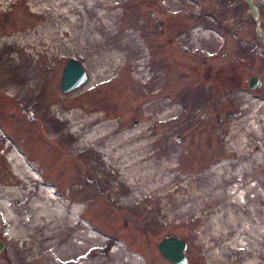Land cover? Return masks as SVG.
I'll list each match as a JSON object with an SVG mask.
<instances>
[{
	"label": "rangeland",
	"instance_id": "rangeland-1",
	"mask_svg": "<svg viewBox=\"0 0 264 264\" xmlns=\"http://www.w3.org/2000/svg\"><path fill=\"white\" fill-rule=\"evenodd\" d=\"M32 1L7 0L0 4V39L33 31L44 23L46 14L57 12L50 0H44L39 11L33 9ZM117 1L113 9L115 22L109 27H113L118 42L127 43L131 36L139 48L134 56L124 52L108 77L98 76L92 81L96 68L92 40H86L84 47L60 49L57 41L38 37L21 48L24 53L29 52L27 57L21 51L0 46V88L5 92L0 94V127L12 141L0 132V186L13 177L4 156L16 144L37 168L43 182L51 183L67 201L82 202L80 219H86L104 234L97 242L101 264H173L158 248V243L167 237L185 242L186 264H214L210 254L218 247L224 249L222 258L229 257L226 245L237 236L244 243L264 249V235L259 233L264 230L262 213L254 216L253 223L244 219V224L253 228L249 235H238L239 225L225 226V234L223 227H219L228 222L224 207L236 210L234 203L239 201L245 208H251L264 197V94L246 85L248 77L256 75L264 88V48L257 45L262 32L258 31L247 3L244 0ZM253 3L260 18L259 27L264 32V0ZM84 9L87 12L90 8ZM100 11L105 12L106 8ZM173 14L171 24L179 28V22L187 27L185 33L176 37V43L185 46L184 53L176 43L172 44V39L171 44L162 45L152 19ZM61 18L62 15L57 17ZM196 28L201 33L197 32V36L193 35ZM58 36L61 40L66 38L61 33ZM235 45L241 47L242 53L231 52ZM245 55L247 58L243 59ZM11 57L20 62L12 68L3 67ZM71 58L83 65L87 81L62 92V67ZM140 58L146 60L143 67L153 75L148 82L139 81ZM22 71L33 73L31 81H26L34 85L28 98L27 91L18 90L11 95L4 85L5 76L21 75ZM88 82L89 86L84 88ZM154 90H158V95L152 94ZM157 98L169 103L176 112L161 116L165 107L161 111L152 110L148 104ZM74 110L80 111L79 119L84 125L86 116L97 113L123 126L144 120L150 139L159 137L151 151L159 149L170 155L172 150L174 167L167 171L171 180L165 189L133 198L119 180L112 178L111 172L120 173L119 169L112 165L106 171L99 157L110 160L112 157L98 153L96 142L90 143V147L78 146L73 135L63 132V124H53L54 117ZM239 139L244 140L243 145ZM218 163L221 164L213 169ZM30 183L27 188L39 186L37 180ZM168 191L170 194L164 196ZM158 195L164 198L155 199ZM228 201L232 205L227 206ZM181 207L183 214L169 215L170 208ZM243 211H238L239 217L246 216ZM45 219L54 220L48 216ZM86 227L81 221L72 227L68 232L71 240L78 242V232ZM24 237L21 233H6L5 222L0 219L3 243L0 264L79 263L66 260V251L61 255L50 250L40 254L27 251L28 241H23ZM237 256L239 252L231 254Z\"/></svg>",
	"mask_w": 264,
	"mask_h": 264
},
{
	"label": "bare ground",
	"instance_id": "bare-ground-1",
	"mask_svg": "<svg viewBox=\"0 0 264 264\" xmlns=\"http://www.w3.org/2000/svg\"><path fill=\"white\" fill-rule=\"evenodd\" d=\"M5 1L7 0H0V4ZM50 1L57 12L46 14L47 17L44 23L38 25L33 31L24 34L19 33V35L11 38H1L0 46L23 52L21 48L27 45V42L32 44V40L38 37L48 42L57 41V47L60 49H69L74 46L84 47L83 43L86 40H92L96 52V55L93 54L95 55L93 62L96 64V68L92 72L93 82L98 76L108 77L114 67L117 66L119 58H121L124 52L131 53L134 56V53L138 50L139 43L136 39H130L132 38L130 36L127 43L125 41L120 43L116 39V33L112 31L113 27H109L115 22L114 17L116 13L113 9L118 2L117 0ZM32 2L35 11L41 10L45 4L44 0H33ZM85 6L88 9L90 8L89 10L92 12H89V10L86 12L84 9ZM100 8H106V11H100ZM60 15H62V18L57 19ZM93 15L95 16L94 19ZM96 19H98L97 23ZM259 24L260 22L257 24L258 31L264 34ZM103 28L106 30H103ZM197 32L199 33V29H193V35L197 36ZM59 33L66 36V38L64 37L65 39L61 40L58 36ZM261 39L260 42L264 48ZM23 54L25 57L30 56L27 51L25 53L23 52ZM9 61L3 67L12 68L20 62L19 59L14 57L9 58ZM145 62L146 60L142 58L137 61V65L141 64V67L138 69V76L141 77L139 81L148 82L153 75L143 67ZM63 69L64 67H62V73ZM32 77L33 73L30 71L26 72V74L22 71V74L17 76L7 75L4 77V85L10 91L9 93L11 95L17 93L18 90L29 93L34 85L30 83L26 84V81H31L30 79ZM253 78H258L259 83L257 84L255 82L256 87H251ZM253 78H251L250 87L251 89H256L259 84L262 85V80L258 76ZM89 84V82L85 84L84 88H87ZM152 92V94L158 95L156 94L158 90ZM25 96L28 98L30 93L29 95L25 94ZM148 105L154 111H161L165 107V112L160 114L161 116L163 114L167 115L171 111L176 112V109L169 103H165L162 98L153 99ZM199 110H195V112ZM80 116V111L74 110L60 117H54L53 124H56V126L63 124L61 126L65 128L63 132L73 135L76 138V144L78 146L86 145L90 147V143L93 141L96 142L98 153L112 157V160L106 157L104 158L103 156L99 157L106 171L112 165L119 169L120 173L111 172L112 178L115 177L119 180L120 184L124 185L127 191L132 193L133 198H141V196L152 193L153 191L165 189L171 180L167 175V171L174 167L171 163L173 157L171 154L172 150H170V155L168 153L163 154L159 149L157 151H151L155 143L154 140H158L159 137L153 140L150 139L144 120L139 124L135 123V125L123 126L122 124L116 123L112 118L97 113L86 116L84 125L79 119ZM143 116H146V114L144 113ZM0 132L7 136L1 127ZM7 139L12 143L8 136ZM238 141L241 145L244 144L242 142L244 140L239 139ZM1 154L4 155L3 153ZM4 157L11 165L13 174L10 181L0 186V219L5 222L6 233L11 235L21 233L25 236L23 241H28L25 249L32 253L40 254V252L43 253L50 250L56 253V255H61L63 251H66L67 254L64 256L66 260L73 259L79 261L78 264H101L97 256V242L99 237L104 234L94 228L86 219H80L83 212L82 202L77 200L75 202L67 201L60 194H57L55 187L51 183L43 182L37 168L33 166L25 153L16 144L13 145V148ZM220 164L214 165L213 169ZM37 179L40 180L37 188L32 186L27 188V185H31L30 182H34ZM168 194H170V191L166 192V194L164 193V196ZM163 198L158 195L155 199ZM122 199L127 201L125 197ZM180 201L183 203L184 199L182 198ZM229 205H232V201L227 202V206ZM234 205L236 206V210L232 211L224 207L223 214H226L228 217V222L225 225H219V227H223V233L225 234L227 233L225 226L229 228L231 224L239 225L238 235L244 233L247 235L251 234V229L253 230L252 226L250 224L249 226L244 224L245 222L243 221L247 218L248 223H253L256 219L254 216H260L261 213L263 214L262 218H264V197L251 208H245V205L239 201H236ZM172 208L168 210L169 215L178 216L184 213V208L182 207L177 210H171ZM243 209L245 210L243 211ZM241 210L246 212L245 217L242 215L239 217L238 211ZM47 216L54 220L52 222L48 220L47 222L45 219ZM80 221L88 227L78 232L77 238H80V240L76 242L71 240L68 232L72 227L78 225ZM259 233L264 235V230H260ZM84 237H86V240ZM119 243L122 245L121 242ZM33 244L38 248H34ZM247 246L250 249H246ZM211 248H214V244L211 245ZM222 250L224 249L218 247L211 251L210 257L214 264H264V249L257 245L253 246L251 243L250 245L247 242L244 243L238 239V236L226 245L229 257L222 258ZM237 252L240 253V256L236 258L231 257V254ZM132 254L142 259L139 254ZM92 256L95 257L91 258Z\"/></svg>",
	"mask_w": 264,
	"mask_h": 264
},
{
	"label": "water",
	"instance_id": "water-1",
	"mask_svg": "<svg viewBox=\"0 0 264 264\" xmlns=\"http://www.w3.org/2000/svg\"><path fill=\"white\" fill-rule=\"evenodd\" d=\"M251 11V14L258 24L260 22V18L257 13V8L253 3V0H244ZM262 43L264 44V34H261ZM87 79L86 70L83 65L74 58H71L67 61L64 66L60 87L63 92L71 91L81 84H83ZM258 78H253L252 80L259 83ZM256 83L252 84L251 87H256ZM260 85V84H259ZM3 247V243L0 241V250ZM186 244L184 241L174 238V237H167L164 238L161 242L158 243V248L161 253L173 264H186L187 259L183 253ZM6 264H13V263H6Z\"/></svg>",
	"mask_w": 264,
	"mask_h": 264
},
{
	"label": "flooded vegetation",
	"instance_id": "flooded-vegetation-1",
	"mask_svg": "<svg viewBox=\"0 0 264 264\" xmlns=\"http://www.w3.org/2000/svg\"><path fill=\"white\" fill-rule=\"evenodd\" d=\"M248 5V4H247ZM178 10H176V12H177ZM175 14V13H174ZM173 14V16L172 17H161V18H156L155 16H153L152 17V19H154V21H155V24H156V28H157V31H159V36L161 37V39H162V45L163 46H166L167 44H171L170 42H169V40L170 39H172L173 40V45H175V43L177 42L176 41V37L178 36V35H181V34H183V32L187 29V27H186V25H184V24H181V23H179L178 22V24L180 25L179 26V28H178V25H174L173 23L171 24L169 21H171V20H173L174 19V17H175V15ZM169 30H172L170 33H169ZM185 33V32H184ZM177 44V46L179 47V49H181L180 50V52H182V53H184V47L185 46H181V45H179L178 43H176ZM259 47H262L263 48V46H262V44H261V42L259 41V43L257 44ZM178 49V50H179ZM230 50H231V52H233V53H237L238 54V52H241V47L240 46H232V48H230ZM225 53L226 52H222V54L223 55H225ZM242 53V52H241ZM235 57H237V56H235ZM212 58H215L214 56L212 57ZM247 58V56L245 55V57H243V59H246ZM69 60V59H68ZM67 60V61H68ZM235 60V59H234ZM67 61H66V63H67ZM65 63V64H66ZM235 65H236V67L237 68H240V66L241 65H238V63L235 61ZM65 66V65H64ZM210 68H212V69H214L212 66H210ZM253 77H256V75H251L250 77H248V79L246 80V85H247V88H249L250 90H252V91H254V92H260L261 94H264V88L262 87V85H259L256 89H251V87H250V82H251V78H253ZM87 81V80H86ZM85 81V82H86ZM84 82V83H85ZM83 83V84H84ZM255 82L252 80V84H254ZM82 84V85H83ZM0 94L2 95V94H5V92L4 91H2L1 90V88H0ZM6 98V97H5Z\"/></svg>",
	"mask_w": 264,
	"mask_h": 264
}]
</instances>
